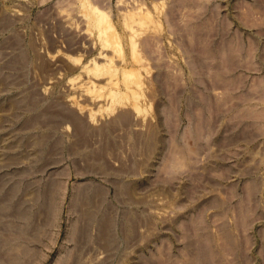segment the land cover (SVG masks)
Instances as JSON below:
<instances>
[{
    "label": "rangeland",
    "instance_id": "1",
    "mask_svg": "<svg viewBox=\"0 0 264 264\" xmlns=\"http://www.w3.org/2000/svg\"><path fill=\"white\" fill-rule=\"evenodd\" d=\"M0 264H264V0H0Z\"/></svg>",
    "mask_w": 264,
    "mask_h": 264
},
{
    "label": "bare ground",
    "instance_id": "2",
    "mask_svg": "<svg viewBox=\"0 0 264 264\" xmlns=\"http://www.w3.org/2000/svg\"><path fill=\"white\" fill-rule=\"evenodd\" d=\"M103 15H102V17H100V18H98L97 19V21H99V22H103ZM104 23V22H103ZM105 26H107L106 24H105ZM107 30V28L105 27V29H103V31H106ZM103 36V35H102ZM111 36V35H110ZM110 38V37H109ZM109 38L108 39H106V43H108L109 44ZM111 41H110V43H115L114 42V40H115V38H112V39H110ZM115 72V71H114ZM125 72V71H124ZM138 72V71H137ZM123 73V72H122ZM129 74H127V78H124V81H125V83L127 84L129 81H130V78H129ZM112 77L114 78V75L112 74L111 75V80L113 81V79H112ZM115 79V78H114ZM110 80V79H109ZM108 80V81H109ZM110 80V81H111ZM134 80H135V78H134ZM107 81V83L106 84H109V82ZM122 82H123V80H122ZM121 82V83H122ZM136 82V81H135ZM130 83V82H129ZM115 84V83H114ZM131 84H132V82H131ZM133 85V84H132ZM136 85V84H135ZM121 86H123V85H121ZM115 87V86H114ZM130 90V89H129ZM111 92V91H110ZM110 92H108L109 93V95L108 96H110L111 97V94H110ZM132 92H134V91H132ZM112 95H113V93H112ZM116 96V95H115ZM113 97V96H112ZM115 99V98H114ZM73 121H74V123L76 124V129L78 130V131H81L82 132V124H81V122L78 120V119H76L75 117L73 118ZM237 212V211H236ZM240 216H241V213H240ZM239 216V217H240ZM236 217V216H235ZM234 217V218H235ZM239 219V218H238ZM239 221V220H238ZM234 236V235H233ZM230 245H231V247H235V240L233 239V237L231 236V237H229V242H228Z\"/></svg>",
    "mask_w": 264,
    "mask_h": 264
}]
</instances>
